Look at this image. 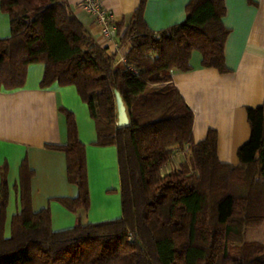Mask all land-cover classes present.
Listing matches in <instances>:
<instances>
[{
	"label": "trees",
	"instance_id": "obj_1",
	"mask_svg": "<svg viewBox=\"0 0 264 264\" xmlns=\"http://www.w3.org/2000/svg\"><path fill=\"white\" fill-rule=\"evenodd\" d=\"M0 4L11 20V36L0 39V89L22 87L35 63L45 65L43 87L75 85L96 123V145L118 148L123 210L116 220L80 219L55 231L49 209L31 208L33 171L24 161L22 209L6 238L4 165L0 264H264V244L246 239L248 229L264 222V106L248 109L250 122L261 126L257 158L222 163L215 131L194 142V112L172 79L174 69L191 70L194 50L202 53L205 67L227 70L224 0H191L186 19L159 32L148 26L142 0L125 32L118 25L120 42L129 47L125 63L94 39L69 0ZM117 91L127 107L128 126H118ZM66 115L68 142L50 147L66 154L68 180L78 196L57 200L73 213H87L86 146L74 114ZM179 151L187 158L167 170Z\"/></svg>",
	"mask_w": 264,
	"mask_h": 264
},
{
	"label": "crops",
	"instance_id": "obj_2",
	"mask_svg": "<svg viewBox=\"0 0 264 264\" xmlns=\"http://www.w3.org/2000/svg\"><path fill=\"white\" fill-rule=\"evenodd\" d=\"M142 0H102L120 25L121 34L131 23ZM191 0H146L145 20L155 32L186 19ZM223 23L229 30L225 44L227 70L205 67L198 50L191 55L189 71L174 69L172 79L194 112L193 137L203 142L210 131L217 134V154L222 163L240 164L257 158L261 126L251 123L249 108L264 106V0H224ZM75 15L94 39L109 46L122 58L127 44L102 41L100 27L82 8L81 0H69ZM11 36L9 14L0 4V39ZM45 65L31 64L26 81L16 89H0V200L2 168L7 166L8 203L5 212V237L11 236L13 218L21 212V167L28 162L31 208L49 209L55 231L84 222L101 223L122 217V196L118 148L96 145V123L75 85L55 82L42 86ZM66 111L75 116L80 141L86 146L90 209L73 213L57 199L76 198L78 188L68 180L67 156L50 146L68 142ZM183 153L182 151H180ZM250 242L264 244V222L246 232Z\"/></svg>",
	"mask_w": 264,
	"mask_h": 264
},
{
	"label": "built area",
	"instance_id": "obj_3",
	"mask_svg": "<svg viewBox=\"0 0 264 264\" xmlns=\"http://www.w3.org/2000/svg\"><path fill=\"white\" fill-rule=\"evenodd\" d=\"M82 8L93 19L95 25L100 27L102 41L106 44L119 46V31L116 14L109 8L105 7L102 0H81ZM125 63V56L119 59Z\"/></svg>",
	"mask_w": 264,
	"mask_h": 264
},
{
	"label": "water",
	"instance_id": "obj_4",
	"mask_svg": "<svg viewBox=\"0 0 264 264\" xmlns=\"http://www.w3.org/2000/svg\"><path fill=\"white\" fill-rule=\"evenodd\" d=\"M116 101L118 108V126H128L130 124V118L127 112V107L119 91L116 92Z\"/></svg>",
	"mask_w": 264,
	"mask_h": 264
},
{
	"label": "rangeland",
	"instance_id": "obj_5",
	"mask_svg": "<svg viewBox=\"0 0 264 264\" xmlns=\"http://www.w3.org/2000/svg\"><path fill=\"white\" fill-rule=\"evenodd\" d=\"M187 158V154L176 152L174 157L172 158L169 165H167L166 169L169 170L171 167H176L178 164L182 161H184ZM233 263V262H232ZM235 263V262H234Z\"/></svg>",
	"mask_w": 264,
	"mask_h": 264
}]
</instances>
